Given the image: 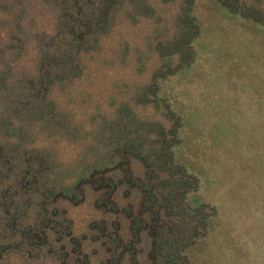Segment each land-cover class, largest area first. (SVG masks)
<instances>
[{
  "label": "rangeland",
  "instance_id": "1",
  "mask_svg": "<svg viewBox=\"0 0 264 264\" xmlns=\"http://www.w3.org/2000/svg\"><path fill=\"white\" fill-rule=\"evenodd\" d=\"M0 264H264V0H0Z\"/></svg>",
  "mask_w": 264,
  "mask_h": 264
}]
</instances>
